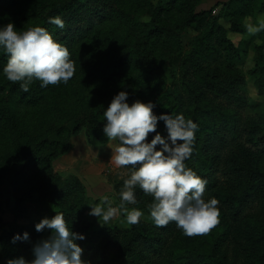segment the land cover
I'll list each match as a JSON object with an SVG mask.
<instances>
[{
	"label": "trees",
	"instance_id": "16d2710c",
	"mask_svg": "<svg viewBox=\"0 0 264 264\" xmlns=\"http://www.w3.org/2000/svg\"><path fill=\"white\" fill-rule=\"evenodd\" d=\"M29 1V5L21 8L25 18L33 26L46 28L70 52L79 39L90 37L96 25L115 15L113 8H116V0ZM17 2L0 0L1 12H11ZM198 3L199 0H172L161 9L165 13L161 11L154 24L142 31L141 40L129 52L130 62L136 61L145 71V81L139 85V91L129 92L128 102L150 100L156 104L157 115L182 112L198 123L194 152L186 163L208 181L205 198L215 197L220 208L219 223L205 240L201 235L185 236L174 222L157 227L140 221L127 229L99 230L86 223L92 200L86 186L76 175L64 178L56 173L53 164L70 149V140L81 133L82 127L90 126L97 134L102 132L103 111L109 103L97 108L82 123L73 124L70 130L63 129L67 138L59 148L36 139L30 143V136H25L3 155L5 160L0 159L3 160L0 179L9 178L14 190L16 218L27 214L26 199L52 206L51 216L63 213L69 227L72 225L74 231L86 235L79 243L84 248L83 258L91 264H264V151L261 149L264 145L260 140L264 132V107L241 93L245 77L236 68L238 49L228 38L227 29L219 23L224 20L234 32L244 33V19L263 12L264 0H231L220 4L223 9L218 17L214 10L196 13ZM1 12L0 24H5ZM172 12L182 18L183 27H171L166 16L169 18ZM56 16L63 19V29L48 22ZM186 28L194 29L197 36L189 53L184 55L180 34ZM171 46H176L175 53L169 51ZM157 48L180 58V71L171 72L169 81L161 71L163 66L157 67ZM255 52L252 75L264 88V44ZM6 62L7 56L0 51V67ZM122 75L125 77L126 72ZM135 81L136 78L133 88H137ZM150 82L160 87L156 95L148 96L142 88ZM42 96L35 87L23 92L19 82H0V139L18 128V117L11 105L13 99L37 106ZM157 130L167 135L163 122L158 123ZM153 135L149 134L148 139ZM34 144H38L37 150L30 149ZM46 150H51L48 155L44 154ZM126 171V176L115 182L118 194L129 176ZM136 194L138 202L146 206L152 202L153 198L144 195L141 189L137 188ZM34 225H6L0 218V264L18 256L32 258L31 244L48 235L37 233ZM25 231L30 234L29 242L11 243L14 234Z\"/></svg>",
	"mask_w": 264,
	"mask_h": 264
},
{
	"label": "rangeland",
	"instance_id": "374dc122",
	"mask_svg": "<svg viewBox=\"0 0 264 264\" xmlns=\"http://www.w3.org/2000/svg\"><path fill=\"white\" fill-rule=\"evenodd\" d=\"M50 1L59 3L64 0ZM171 1L116 0V8H113L115 15L107 18L106 22L103 20V23L96 25L90 37L79 39L75 48L71 50L70 55L75 61L76 72L68 84L49 85L46 89H42L39 87V81H35L30 87H35L43 93V100L37 106L30 105L28 101L22 103L13 99L11 105L18 117V128L10 130L8 134L1 137L0 159L5 160L3 155L10 152L16 144L22 142L21 137L25 136H30L28 137L30 143L36 139L41 141V144L48 143L59 148L64 145L67 138V133L63 129L70 130L73 124L82 123L97 108L109 103L118 91L125 90L128 93L136 89L139 91V85L145 81L143 76L145 71H142V66L136 61L130 62L131 53L129 51L134 44L141 40V33L146 26L154 24V19H157L161 9ZM229 1L231 0H199L195 12L201 14L214 10V15L218 17L222 14L223 9L222 6L218 5ZM29 3V0H19L11 12L4 10L1 12L0 10L2 18L6 19L5 24L12 22L18 30L33 27L31 21L27 20L21 12V8H25ZM261 15H264V11L245 18L243 21L245 32L242 34L234 32L229 23L224 20H220L219 23L227 29L228 38L238 49L239 60L236 68L245 77V83L240 89L241 93L246 99L260 102L264 107V88L258 83V78L252 75L256 61L255 49L264 44V32L250 36L245 27L248 22L255 23ZM166 19L171 23L173 29L178 26L183 27L182 18L177 12H172L169 18L166 16ZM196 36L197 32L191 28H186L181 32L180 47L184 55L189 53ZM160 50L157 48L155 52L157 67L158 65L163 66L161 71L169 81L171 72L179 73L181 61L178 56L169 55L171 53ZM169 51L175 53L176 46L174 48L173 46L169 47ZM2 69L3 67H0V72ZM124 72H126L125 77L122 75ZM135 78L137 79L135 81L137 88H133V79ZM125 79L128 80L124 81ZM6 81L8 80L0 74V82ZM142 88H145L148 96L156 95L160 89L157 84H152V82ZM5 90L7 96V88ZM89 127H82L81 133L70 140V149L54 162V171L64 178L71 175L78 176L92 199L90 204L96 203V200L99 203L101 197L106 195L113 201L114 207L118 206L120 198L114 188L115 182L121 181L126 176L127 171L125 168H117L110 161L111 154H114L112 150L117 142L107 141L103 131L97 134ZM260 140L264 145V132L261 134ZM37 147L38 144H34L30 149L37 150ZM261 149L264 151L263 147ZM50 151L46 150L44 154L48 155ZM2 161L0 160V168ZM13 193L14 190L9 178L8 180L0 179V218L6 225L28 226L36 224L42 217H51L54 212L52 206L44 205L29 198L26 199L27 214L21 218H16L13 214L15 206ZM128 207L141 209L145 214L141 221L147 224L152 223L148 210H146L148 207L145 204L138 202L137 205H129ZM85 220L96 230L103 227L127 229L131 226L124 222V216L120 213L108 223H105L101 218L89 216L88 213ZM208 236L209 234L206 233L201 234L200 237L205 240ZM1 253L0 248V255Z\"/></svg>",
	"mask_w": 264,
	"mask_h": 264
},
{
	"label": "clouds",
	"instance_id": "9594fccd",
	"mask_svg": "<svg viewBox=\"0 0 264 264\" xmlns=\"http://www.w3.org/2000/svg\"><path fill=\"white\" fill-rule=\"evenodd\" d=\"M48 22L60 29L65 27L60 16L50 17ZM245 27L250 36L264 32V15ZM0 51L7 56L0 74L10 82H19L23 92H28L35 81L42 89L66 85L76 72L69 48L41 26L18 30L12 22L0 24ZM128 101L129 93L120 90L103 111L102 131L107 141L117 142L110 161L129 172L119 190L120 203L114 207L105 195L99 203L88 205V215L108 223L120 213L125 223L138 224L144 212L128 206L138 204L139 188L153 198L147 207L155 226L174 222L185 236L208 233L219 223V201L215 197L205 198L208 181L186 163L194 152L198 123L182 112L157 115L152 101ZM159 122H163L166 136L157 130ZM34 228L37 233L48 235L31 244L32 258L18 256L7 259L5 264H91L83 258L84 248L79 243L86 235L74 231L72 225L69 227L63 213L42 217ZM29 241L27 231L11 238L13 244Z\"/></svg>",
	"mask_w": 264,
	"mask_h": 264
}]
</instances>
